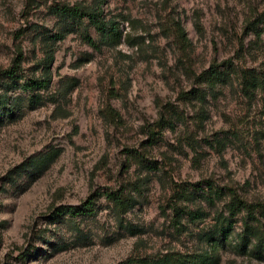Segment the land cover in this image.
<instances>
[{
  "label": "rangeland",
  "instance_id": "rangeland-1",
  "mask_svg": "<svg viewBox=\"0 0 264 264\" xmlns=\"http://www.w3.org/2000/svg\"><path fill=\"white\" fill-rule=\"evenodd\" d=\"M63 4L98 21L62 20ZM263 11L264 0H0V264H147L170 252L264 264L212 251L231 198L204 193L213 184L264 206V88L248 95L235 76L203 85L205 100L183 96L212 63L264 71V35L249 25ZM49 46L52 83L31 90ZM182 185L192 213L180 224ZM107 190L132 198L127 212ZM90 199L92 214H56Z\"/></svg>",
  "mask_w": 264,
  "mask_h": 264
},
{
  "label": "trees",
  "instance_id": "trees-1",
  "mask_svg": "<svg viewBox=\"0 0 264 264\" xmlns=\"http://www.w3.org/2000/svg\"><path fill=\"white\" fill-rule=\"evenodd\" d=\"M55 13L62 20L75 21L80 20L83 17H88L92 21H98L99 16L96 12H91V9L84 8L77 5L57 6ZM252 25L250 28L257 37L261 38L264 35V11L259 15L256 22H249ZM65 33H59L55 35L54 42L64 39ZM55 53L49 46V53L47 55V64L45 66V77L42 79H35L29 82L31 90L46 89L50 86L53 80L51 65L54 62ZM239 77L242 89L246 94H253L259 88H264V71H258L255 68H246L235 66L232 61L224 62L223 64L212 63L208 69L203 70L198 74L197 82L200 87L192 89L191 91L183 92V96L205 100L208 94V90L203 87L207 85L209 88H213L219 83H225L233 77ZM3 103V102H2ZM169 123V121H168ZM208 192L206 200L212 202L214 200L212 193L219 195H229L230 201L225 202V212H217L216 225L212 232L210 242L213 246V250H221L226 247H230L238 254H252L255 257L264 259V233L261 230V223L264 219V206L260 203H250L244 200L236 192L232 190H226L225 194L223 189H218L213 184H208ZM216 188V189H215ZM191 186H179L175 188L173 199V212L174 217L178 223H182L181 219L185 215H191V211L188 212V208L184 206L181 201L188 200L191 197ZM107 199L111 201L120 213L127 212L132 205V198L125 194L123 190H107L104 192ZM95 203L90 199L86 201L81 208L77 206L62 205L57 208L56 214L58 215H85L95 212ZM242 213H246L245 216L239 218ZM193 217V216H192ZM262 217V218H260ZM179 218V220H177ZM241 221V230L236 228V223ZM258 222L260 224H258ZM145 260H125L118 264H139ZM147 264H220V255L218 252L209 254H181L180 252H170L158 259L149 260Z\"/></svg>",
  "mask_w": 264,
  "mask_h": 264
}]
</instances>
